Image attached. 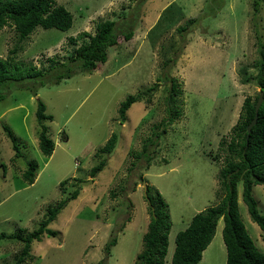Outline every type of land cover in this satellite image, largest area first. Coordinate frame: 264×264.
Masks as SVG:
<instances>
[{"label": "rangeland", "instance_id": "1", "mask_svg": "<svg viewBox=\"0 0 264 264\" xmlns=\"http://www.w3.org/2000/svg\"><path fill=\"white\" fill-rule=\"evenodd\" d=\"M208 1L56 0L72 14V26L66 31L37 26L22 40L15 60L24 70L66 56L70 38L92 34L98 20L115 21L118 36L107 49V60L91 72L77 70L44 86L33 78L12 80L1 89L0 234L33 231L50 207L79 189L50 223L56 235L34 241L22 264H135L150 219L144 184L156 188L168 203L172 225L165 264H171L178 231L195 213L218 202L225 144L244 98L259 92L253 78L242 82L241 68L246 75H257L258 41L264 49V0L256 13L252 0H224L215 15ZM192 17L198 19L179 32L177 28ZM129 30L133 35L124 40ZM16 42L13 27H3L0 57ZM171 79L179 84L181 115L162 131L163 126H156L169 117L165 98ZM138 93L144 98L129 107L122 123L121 102ZM38 99L51 116L41 124L35 115ZM5 126L16 138L19 157ZM41 126L47 127L54 144L50 156L39 148ZM154 130L160 133L159 145H147L152 156L148 162L137 152L147 138H154ZM112 133L114 144L101 152ZM30 161L37 163L32 184L22 177ZM101 161L103 168L92 177L90 169ZM242 188L239 182L241 218L264 253V232L250 218ZM252 195L264 215V184L254 185ZM222 227L220 218L198 264H225ZM113 235L117 242L106 256L105 244ZM22 245L0 238V264H14Z\"/></svg>", "mask_w": 264, "mask_h": 264}, {"label": "trees", "instance_id": "2", "mask_svg": "<svg viewBox=\"0 0 264 264\" xmlns=\"http://www.w3.org/2000/svg\"><path fill=\"white\" fill-rule=\"evenodd\" d=\"M224 0H209L207 8L213 9V15L217 13ZM262 0H252L254 12H258ZM198 17L189 18L184 26H179L177 30H186ZM73 23V16L63 5L56 4V0H0V30L5 26L13 27L16 32L17 42L8 50L6 57H0V100L3 99L1 89L9 81L33 78L39 86L49 83H59L63 78H69L75 71L91 72L100 63L107 60V49L117 43L118 36L114 32L115 21L111 19H101L94 24V32H82L76 37L70 38L71 50L64 57H51L46 64L40 67L30 65L22 70L16 63L17 51L22 50V40H24L37 26L45 29L56 28L61 31L68 30ZM133 32L129 30L123 33L124 40H129ZM80 41V43H78ZM257 75L251 77L246 75V69L241 68L245 75L243 83L249 82L252 78L259 87V92L254 96H246L243 100L237 122L231 130V137L225 144V156L222 167L219 170L217 179L219 188L215 196L219 199L215 205H210L195 213L183 230L175 235V247L171 256V264H198L202 257L203 250L211 242L216 226L220 218L223 220L222 239L226 250L225 264H264V253L256 246L254 240L248 233L241 218L238 208L237 185L242 183V201L247 207L248 214L264 232V215L257 208V201L252 195L254 185L264 184V49L261 41H258ZM175 79H171L170 92L165 98L166 108L169 117L166 121L160 122L157 126H163L162 131H166L167 124H171L174 119L181 115V108L178 103L180 90ZM153 88L147 89L150 93ZM178 90V92H177ZM260 92H263V101L258 110V118L247 132V125L254 116V108ZM144 95H128L118 108L119 117L123 123L126 119V112L136 101L142 100ZM147 94L145 99L149 100ZM178 103V108L174 102ZM38 122L41 124L45 120H51V116L45 113V105L41 100H37L35 112ZM15 150V157L20 156V151L16 138L7 126L4 127ZM160 133L152 131L154 138H147L143 144L142 152L148 162L152 156L147 152V145L158 146ZM116 140V135H112L106 144L99 148L102 152L110 149ZM38 142L41 152L50 156L53 151V141L47 134V127L41 126L38 132ZM220 146L223 147L224 140ZM211 156V153L208 154ZM214 159L218 154L212 155ZM165 161V160H164ZM101 161L90 169V175L94 177L103 168ZM37 163L30 161L27 168L22 172L23 179L32 184L35 179ZM62 181L60 185H65ZM63 189V188H62ZM79 194V189L71 192L67 199L59 202L58 205L50 207L37 228L31 232L5 234L1 233L0 238H10L21 242V255L16 258L14 264H22L28 256L32 243L40 241L44 235L53 237L56 231L49 227L57 214L61 212L68 200L75 199ZM146 194L149 198L150 219L146 231L142 235V248L135 257V264H165V257L168 252V235L172 225L168 210V203L160 192L150 185L147 186ZM146 198V196H145ZM117 242L116 236H112L105 244L106 256L110 255V249Z\"/></svg>", "mask_w": 264, "mask_h": 264}, {"label": "water", "instance_id": "3", "mask_svg": "<svg viewBox=\"0 0 264 264\" xmlns=\"http://www.w3.org/2000/svg\"><path fill=\"white\" fill-rule=\"evenodd\" d=\"M262 101H263V92H260V94H259V96H258V99H257V101H256V104H255V108H254V116H253V118L251 119V121H250V122L248 123V125H247V132H248V133L251 131L252 126H253V125L256 123V121H257V118H258V110H259V107H260ZM117 139H118V137H117ZM144 189H145V193H144V194H145V196H146L147 201L149 202V198H148V196H147V194H146V189H147L146 184H144Z\"/></svg>", "mask_w": 264, "mask_h": 264}]
</instances>
